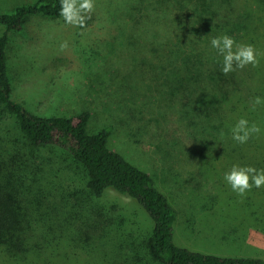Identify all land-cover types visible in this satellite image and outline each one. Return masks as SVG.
Masks as SVG:
<instances>
[{
	"label": "trees",
	"instance_id": "trees-1",
	"mask_svg": "<svg viewBox=\"0 0 264 264\" xmlns=\"http://www.w3.org/2000/svg\"><path fill=\"white\" fill-rule=\"evenodd\" d=\"M106 6L118 27L116 53L129 52L138 81L157 74L151 80L159 84L161 98L176 107L190 129L187 142L181 136L174 141L179 152L167 154L168 172L180 177L174 170L178 165L197 161L203 183L202 168L216 166L218 159L264 168V103L253 108L256 97L264 100V0H122ZM59 12L60 0L0 11L5 29L0 34V264H124L123 248L133 242L136 250V240L122 234L124 225L115 216L119 204L108 199L111 192L133 200L152 222L139 246L148 260L136 252L133 264H264V258L224 257L180 246L171 198L154 174L113 149L114 127L90 128L91 110L46 117L13 99L10 34L22 32L34 17L63 18ZM225 34L237 44L253 45L257 66L234 65L224 74L223 56L211 39ZM241 118L261 129L244 144L232 138ZM10 119L14 130L4 129ZM141 135L134 131L130 137Z\"/></svg>",
	"mask_w": 264,
	"mask_h": 264
},
{
	"label": "rangeland",
	"instance_id": "rangeland-1",
	"mask_svg": "<svg viewBox=\"0 0 264 264\" xmlns=\"http://www.w3.org/2000/svg\"><path fill=\"white\" fill-rule=\"evenodd\" d=\"M35 1L0 0V11L11 12ZM108 1L109 7L122 2L94 0V10L83 28L68 25L63 18L34 17L22 32L10 34L8 64L13 99L30 113L46 117L70 116L89 109L93 112L92 130L114 127L113 149L154 174L161 191L171 198L178 212L175 237L180 246L217 256L264 258V187H253L240 196L224 179L233 165L261 168L231 158L218 159L216 166L202 168L203 183L197 161L178 165L174 170L180 177L168 172L167 154L179 152L174 141L180 136L187 139L190 129L184 127L176 107L161 98L164 94L159 84L151 80V75L155 78L157 74H147L144 81H138L131 74L129 52L116 53L118 27L109 19ZM3 31L0 26V34ZM65 42L67 46L61 48ZM3 125L4 129H16L13 119ZM134 131L142 135L130 137ZM108 199L119 204L115 216L124 225L122 234L136 240V250L131 249L132 241L124 246L122 262L133 264L136 252L148 260L145 250L139 249L151 233L148 214L116 192Z\"/></svg>",
	"mask_w": 264,
	"mask_h": 264
},
{
	"label": "clouds",
	"instance_id": "clouds-1",
	"mask_svg": "<svg viewBox=\"0 0 264 264\" xmlns=\"http://www.w3.org/2000/svg\"><path fill=\"white\" fill-rule=\"evenodd\" d=\"M94 10V0H60L59 15L63 17L65 23L80 28L85 27L87 18ZM235 45V50H234ZM67 46V42L61 48ZM211 47L217 50V54L223 56L222 72L227 74L236 68L243 69L251 64L257 66L256 49L251 44H237L235 39L227 34L211 39ZM264 103L261 97H256L253 108ZM260 127L253 123L249 126V121L241 118L232 128V138L240 144L246 143L253 134L259 133ZM224 179L231 186L232 191L240 196H244L253 187H264V168L257 169L252 166L233 165L230 171L226 172Z\"/></svg>",
	"mask_w": 264,
	"mask_h": 264
}]
</instances>
